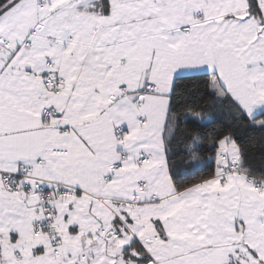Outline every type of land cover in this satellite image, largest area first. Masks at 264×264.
<instances>
[{
  "label": "snow or ice",
  "instance_id": "6c2138e0",
  "mask_svg": "<svg viewBox=\"0 0 264 264\" xmlns=\"http://www.w3.org/2000/svg\"><path fill=\"white\" fill-rule=\"evenodd\" d=\"M0 264H264V0H0Z\"/></svg>",
  "mask_w": 264,
  "mask_h": 264
}]
</instances>
